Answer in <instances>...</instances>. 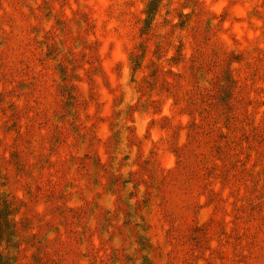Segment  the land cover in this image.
Here are the masks:
<instances>
[{"label": "rangeland", "instance_id": "374dc122", "mask_svg": "<svg viewBox=\"0 0 264 264\" xmlns=\"http://www.w3.org/2000/svg\"><path fill=\"white\" fill-rule=\"evenodd\" d=\"M0 194L11 264H264V0H0Z\"/></svg>", "mask_w": 264, "mask_h": 264}, {"label": "trees", "instance_id": "16d2710c", "mask_svg": "<svg viewBox=\"0 0 264 264\" xmlns=\"http://www.w3.org/2000/svg\"><path fill=\"white\" fill-rule=\"evenodd\" d=\"M229 80V82H227L231 87H235V81L233 78H229L227 79ZM224 104L226 107H228L229 105H232V100L231 99H225ZM239 108V106H238ZM221 112H223V110H221ZM229 114V119L233 120L234 124H237L238 118L237 116L232 113L231 111L227 112ZM197 127V125H196ZM237 128V125H236ZM193 129V128H192ZM239 130V129H238ZM250 132V134H246L245 138H247L248 136L253 137V139H261L263 136V131L261 127L258 126H252L250 127V129L248 130ZM244 132V130L242 131V133ZM235 140H231V143H234ZM229 146V145H228ZM230 147V146H229ZM232 148V147H231ZM216 151L218 152V154H222V157L226 158V162H224L222 164V166L224 167V174H223V178L224 180H226L227 176L233 177V178H243V180H249L251 178V171L248 169V167L245 165V163L238 158H234L232 159V156L229 154V156L227 155L226 151L224 148L218 146L216 148ZM227 166V168L225 167ZM218 168V166H216ZM205 169H207V167H205ZM219 169V168H218ZM169 175H166V173L160 174L159 176V184H164L166 181V177H168ZM161 179V180H160ZM227 180H229L227 178ZM163 201V198L161 199ZM244 207L246 209H249V211L247 212L248 217L249 218H253L252 216H254V210H257V206L256 205H249V204H245L244 203ZM13 211V207H12V201L11 199H6V197H4L3 195L0 194V244L1 242H4L7 245H10L11 247V234L13 235L11 226L13 223L12 217H9V215L12 213ZM171 214H180L179 208H171ZM178 226H182V225H178ZM195 227V226H194ZM183 228L185 229V236L186 239L188 240V237L192 239H194L196 242L201 243L203 241V238H205V234L206 232L204 231H197V228H191V226H186ZM201 229V228H199ZM8 259H12L14 260V256H9L8 254L6 255H2V253L0 252V264H11V261Z\"/></svg>", "mask_w": 264, "mask_h": 264}]
</instances>
